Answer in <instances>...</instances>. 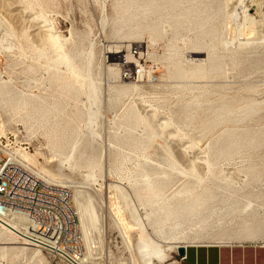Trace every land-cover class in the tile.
<instances>
[{"label":"rangeland","instance_id":"obj_1","mask_svg":"<svg viewBox=\"0 0 264 264\" xmlns=\"http://www.w3.org/2000/svg\"><path fill=\"white\" fill-rule=\"evenodd\" d=\"M236 1L198 0L196 8L205 10L202 35L178 28L176 20L162 22L157 32L141 25L131 35L118 33L120 0H0V145L6 152L26 150L35 171L46 165L45 179L97 190L88 264L178 260L177 240L151 225L164 199L146 196L132 181L147 168L169 175L162 176L170 179L162 184L169 198L192 182L193 194L218 195L221 215L245 208V219L264 229V0L250 11L245 0ZM180 4L182 11L193 2ZM249 24L259 41L242 45ZM50 34L57 46L39 54L54 44ZM197 42L206 67H215L205 77L191 73ZM61 49L82 53L79 90L77 82L62 85L75 77ZM132 103L141 118H128ZM56 121L70 130L59 141ZM78 134L87 157L93 153L90 171L79 148L71 151ZM234 141L237 147L228 148ZM8 246L0 242L1 264H44L6 255ZM44 256L50 264H69L49 251Z\"/></svg>","mask_w":264,"mask_h":264},{"label":"bare ground","instance_id":"obj_2","mask_svg":"<svg viewBox=\"0 0 264 264\" xmlns=\"http://www.w3.org/2000/svg\"><path fill=\"white\" fill-rule=\"evenodd\" d=\"M120 1V10L122 11L119 15L120 17H118V33L127 30L128 33L132 35L137 32L136 28L141 25H145V27L150 31L157 32L162 22L169 20H176V23L179 24L178 28H181L182 26L191 29H198V34L200 35L205 33V31L200 32L203 27V22L205 20V18L203 17V13L205 10L196 8L199 5L198 0H190L193 2V5L187 10L182 11L178 10V7L181 6V0ZM236 2L238 5H240V3H242V0H237ZM243 5L246 6V8H244L247 11L253 9L256 10V8L259 7L258 0H245ZM235 6H237L236 3ZM194 13L197 14L194 15ZM255 31V26H250L249 24V27H247L245 32L246 39L244 40V43L242 45H254L259 41V39L255 36ZM50 37L53 40L54 44L48 45L42 51H40L39 54H47L49 50H53V48L57 46V36H55L54 34H50ZM220 43L224 44V42ZM198 46L199 42L195 44L196 67L192 69L191 73L194 77H205V75L213 71L215 67L214 65H211L210 68L206 67L205 64L207 60L205 56L199 53L197 49ZM57 49L58 48H56V50ZM60 57L61 59L65 60L66 71L70 72L75 77L74 79H72V81H69L70 78L66 81H62V85L66 88H71L73 86L72 82H74V84L75 82H77L78 84H80V86L77 87V90L81 89L83 86L82 82L84 78V72L83 69H81V67L79 66V61L80 59L82 60V53H75L72 51L64 52L61 49ZM214 60L215 58L209 59L210 64L214 62ZM63 77H65L64 72H60L57 75L58 79H63ZM203 79L201 78V80ZM2 94L3 93L0 94V97H2ZM24 107H27L26 103L24 104ZM128 109V118L132 116H138L139 118H141L138 111H136L135 103H132V105L129 106ZM54 111L55 109H53L51 113H54ZM49 114V112H46L44 114L47 121ZM38 116H40V113L38 114ZM56 116L57 115H54L53 117ZM39 119L40 118H38L37 121H39ZM52 131L58 133L56 137L57 141L63 139L64 135L70 132L68 127L63 125L62 121H56L54 127L52 128ZM79 137L80 135L78 134L74 140V144L71 146V151L79 148L78 150H80V155L82 157H86L85 166L90 171L95 165L94 161L92 160L93 157L91 158L93 153H90L87 157L88 154L85 151V145L83 144L84 141L82 139L80 140ZM78 140L81 142L80 144H76ZM237 144L238 142L236 141H234L233 143H228V148H235L237 147ZM57 145H62V143H58ZM3 148L4 146L0 145V151L3 152V154H5V156L8 157L10 161H17L21 163L26 168L30 169L35 175L42 179L47 178L44 172L46 171L47 173H49L48 167L45 165L43 171H35L31 167L30 163H28L31 159V156L28 152H26V150L23 149V151L21 152L8 151V153L4 151ZM16 156H19V159H16ZM32 166L34 167V165ZM165 175L169 176L165 171H162L160 167H157L154 170L147 168L143 173L139 171L134 172L132 181L136 184L143 185V188L141 190L146 193V196H154L162 200L164 199V202L160 206L158 212L151 220V225L153 226L154 232L157 235L162 236L164 234L167 235V238L169 240H177V253L178 248L185 247L189 244H205L215 242L219 243L227 241H249L254 239L253 237H251V235H247L248 229L251 227V225L250 222H247L243 215L245 208H243L241 212H234V210H232V212H225L224 215H221L223 213L224 208L219 209L217 207L216 201L218 195H214L212 193L209 194L206 189L203 192L193 194L196 187L192 182L186 183L178 190V192H181L179 196H172L171 198H169L168 194L164 191V188L162 186L163 183L167 184L170 182V179L168 177H162ZM87 176L88 178L92 177L90 173H88ZM45 180L52 181L49 179ZM199 181L202 182V179H200ZM58 184L64 185L61 183ZM62 187L66 188L70 192L72 203L78 216L79 233L81 241L80 252H77L75 255L68 257L61 255L59 253V250L53 246H51L50 248L46 247V250L55 255L61 256L69 264H88L89 262H91V245L93 246V244L95 243V240L92 235L93 230L96 229L95 220L98 219V209L96 208L95 196L99 197V194L97 193V190L90 185L85 186L82 184L75 183L74 186ZM138 197L141 198L142 195L138 194ZM251 215L253 216V218L255 217L254 212H252ZM24 228H26L25 232H21V230ZM27 232L33 235H39L27 222H18L17 220L2 221L0 223V242L9 245L8 248H6L7 250L5 249L4 253H11L12 255H16V257L29 256L30 261L50 264L49 260L46 259L44 256V248H42V246L38 243L37 240L33 239L30 235H28ZM144 234L148 240V243H150V238H148L147 232L144 231ZM7 259H9L8 256ZM158 259L160 261L163 260L159 257ZM166 264L179 263L177 259H172Z\"/></svg>","mask_w":264,"mask_h":264},{"label":"built area","instance_id":"obj_3","mask_svg":"<svg viewBox=\"0 0 264 264\" xmlns=\"http://www.w3.org/2000/svg\"><path fill=\"white\" fill-rule=\"evenodd\" d=\"M140 72L137 68L136 74ZM0 163V223H29L39 235L27 234L46 252L51 246L68 257L80 252L79 221L70 192L38 177L21 163L10 161L1 151Z\"/></svg>","mask_w":264,"mask_h":264},{"label":"crops","instance_id":"obj_4","mask_svg":"<svg viewBox=\"0 0 264 264\" xmlns=\"http://www.w3.org/2000/svg\"><path fill=\"white\" fill-rule=\"evenodd\" d=\"M250 225L247 235L253 240L189 244L185 246L184 255L178 257V263L264 264V229L260 228L261 223Z\"/></svg>","mask_w":264,"mask_h":264},{"label":"water","instance_id":"obj_5","mask_svg":"<svg viewBox=\"0 0 264 264\" xmlns=\"http://www.w3.org/2000/svg\"><path fill=\"white\" fill-rule=\"evenodd\" d=\"M184 253H185V247H180V248H178V255H179V256H183Z\"/></svg>","mask_w":264,"mask_h":264}]
</instances>
